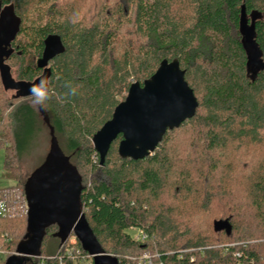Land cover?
<instances>
[{"label":"trees","instance_id":"1","mask_svg":"<svg viewBox=\"0 0 264 264\" xmlns=\"http://www.w3.org/2000/svg\"><path fill=\"white\" fill-rule=\"evenodd\" d=\"M243 5L248 23L255 18L253 48L241 28ZM6 8L18 22L4 64L17 82L46 74L54 95L46 107L33 106L31 94L9 96L0 68V148L16 181L0 189L10 207L0 248L16 250L25 238V184L48 152L31 173L24 164L47 130L51 139V126L81 177V212L119 264L146 253L165 264H264V0H0V16ZM48 41L59 51L40 68ZM250 49L261 60L256 67ZM164 59L186 71L195 115L143 159L122 158L119 135L101 164L93 135L131 84H143ZM84 169L95 177L84 179ZM225 219L231 233L215 230ZM56 227L23 264L58 263L64 242ZM131 227L148 240H133Z\"/></svg>","mask_w":264,"mask_h":264},{"label":"water","instance_id":"2","mask_svg":"<svg viewBox=\"0 0 264 264\" xmlns=\"http://www.w3.org/2000/svg\"><path fill=\"white\" fill-rule=\"evenodd\" d=\"M6 8L0 16V68L5 88L17 90L16 95H29L30 89L39 84L43 75L35 82H17L10 69L4 64L9 55L8 46L14 37L18 20ZM255 18L248 23L245 6H242L241 28L250 42ZM247 42V43H248ZM248 46L252 47V42ZM59 51L55 42L48 41L38 67L46 68L49 61ZM250 63L256 67L261 62L259 55L251 50ZM48 70V69H47ZM186 71L178 59L161 61L158 69L143 84H131L126 98L115 108L112 117L93 135L92 142L104 164L112 143L122 135L118 152L122 158L143 159L152 154L168 130L179 127L192 118L199 102L185 78ZM45 121L50 126L44 110ZM50 148L43 163L28 177L25 184L28 209V227L25 238L19 243L15 253L10 255L6 264H16L11 257L23 264L27 259L40 255V247L45 230L57 225L54 234L65 242L73 232L83 248L93 255V264H119L116 257L105 252L91 229L86 215L81 212V177L77 168L60 147L53 127L50 126ZM216 231L225 229L231 233L232 225L228 219L214 222Z\"/></svg>","mask_w":264,"mask_h":264},{"label":"built area","instance_id":"3","mask_svg":"<svg viewBox=\"0 0 264 264\" xmlns=\"http://www.w3.org/2000/svg\"><path fill=\"white\" fill-rule=\"evenodd\" d=\"M5 146L8 145L6 141ZM3 151V148H0ZM2 187H0L1 189ZM27 207V206H26ZM10 207L7 198L0 193V219L7 217ZM130 237L140 243L148 240L149 235L141 228L131 227L127 230ZM15 253V250L0 248V258H5ZM111 255V254H110ZM57 264H66V259L72 261V264H93V255L85 252L78 245V238L75 235L70 236L63 244V251L57 255ZM126 264H165L164 261L158 260L154 255L149 253L139 257H127Z\"/></svg>","mask_w":264,"mask_h":264},{"label":"rangeland","instance_id":"4","mask_svg":"<svg viewBox=\"0 0 264 264\" xmlns=\"http://www.w3.org/2000/svg\"><path fill=\"white\" fill-rule=\"evenodd\" d=\"M8 15H10L11 13V9L7 10ZM12 14V13H11ZM15 71L16 69L13 68V76H15ZM8 95L12 96V95H16L17 94V90H12V89H8ZM38 107V106H36ZM179 139H182L184 137H186V133H180L178 135ZM41 145L39 146L37 152L35 153V156L28 159L26 161V163L24 164V168L26 171H29L30 173L33 170V167L38 164L40 157H42V155H45L49 148H50V136H49V131L47 130V132L44 133L42 140H41ZM84 179H91V177L94 176V174L89 173V171H87L86 169H84ZM87 177V178H86ZM95 177V176H94ZM100 178H104L103 174H99ZM15 179L7 172V170L4 167V154L3 151L0 150V187H9L15 184ZM25 207H26V203H25ZM218 219V218H217ZM56 232L59 230L58 226L56 227ZM11 261L16 262V264L19 263V259L17 257H11Z\"/></svg>","mask_w":264,"mask_h":264},{"label":"clouds","instance_id":"5","mask_svg":"<svg viewBox=\"0 0 264 264\" xmlns=\"http://www.w3.org/2000/svg\"><path fill=\"white\" fill-rule=\"evenodd\" d=\"M70 91L68 94L75 95L76 89L68 86ZM30 93L32 96L33 106H45L46 102L52 98V91L48 87V81L46 79H41L39 84H35L31 89Z\"/></svg>","mask_w":264,"mask_h":264}]
</instances>
